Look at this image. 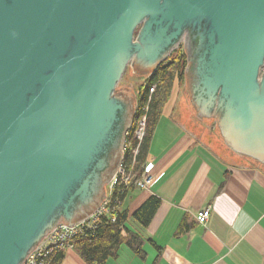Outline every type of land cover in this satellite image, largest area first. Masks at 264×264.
Here are the masks:
<instances>
[{
  "label": "water",
  "instance_id": "obj_1",
  "mask_svg": "<svg viewBox=\"0 0 264 264\" xmlns=\"http://www.w3.org/2000/svg\"><path fill=\"white\" fill-rule=\"evenodd\" d=\"M201 23L204 93L184 78L188 105L264 174V0H0V264H23L59 222L102 203L116 170L84 209L112 147L120 159L126 110L114 92L127 65L147 64L130 71L145 78Z\"/></svg>",
  "mask_w": 264,
  "mask_h": 264
},
{
  "label": "crops",
  "instance_id": "obj_2",
  "mask_svg": "<svg viewBox=\"0 0 264 264\" xmlns=\"http://www.w3.org/2000/svg\"><path fill=\"white\" fill-rule=\"evenodd\" d=\"M174 85L141 167L156 180L146 190L131 186L117 206L126 211L122 236H137L142 253L123 243L105 264H264V174L197 121L179 92L184 84L176 95ZM137 97L118 98L126 110L120 159L136 125ZM107 194L109 185L103 200ZM150 197L159 205L143 226L134 214ZM205 209L209 218L200 224L196 214ZM60 264L87 263L73 248Z\"/></svg>",
  "mask_w": 264,
  "mask_h": 264
},
{
  "label": "trees",
  "instance_id": "obj_3",
  "mask_svg": "<svg viewBox=\"0 0 264 264\" xmlns=\"http://www.w3.org/2000/svg\"><path fill=\"white\" fill-rule=\"evenodd\" d=\"M185 55L178 50L172 53L167 59L145 79L139 86L137 109L135 120L145 115V133L141 141H137L133 136V129L126 136V141H131L130 146L124 149L123 160L128 169H132L136 177L141 173V167L145 163L150 141L153 136L157 122L161 116L164 105L168 101L175 81H182L185 77ZM155 86L153 93L150 89ZM146 108V110H145ZM137 149L136 154L133 153ZM129 188L118 186L114 189L109 205L118 206L127 194ZM159 205V199L150 197L135 212L134 217L143 225L149 224L154 212ZM58 212V211H57ZM56 212V214H57ZM126 211L117 210L116 221L111 222L106 216H99L93 229H84L83 233L77 234L71 240L74 250L87 264H105L106 261L116 254L118 247L125 243L136 254H141V241L133 234L127 232L126 237L122 236L125 230ZM63 252L53 255L50 264H60Z\"/></svg>",
  "mask_w": 264,
  "mask_h": 264
},
{
  "label": "built area",
  "instance_id": "obj_4",
  "mask_svg": "<svg viewBox=\"0 0 264 264\" xmlns=\"http://www.w3.org/2000/svg\"><path fill=\"white\" fill-rule=\"evenodd\" d=\"M155 86H153L149 93H153ZM146 110V108H145ZM136 129L134 131V138L141 141L146 126L145 115L137 119ZM131 141H123V151L130 146ZM137 149L133 153L136 154ZM124 155V152H123ZM123 155L119 161V165L109 183V194L105 200L86 218L75 223L71 227L58 223L55 228L46 234L44 238L37 244L36 248L31 251L25 258L23 264H50L53 255L57 252H63L73 249L71 240L77 234L83 233L84 229H93L99 216H106L111 222L116 221L117 206L109 205L110 197L114 189L118 186L130 188L133 186L139 190H146L156 180V176L150 171L143 169L142 173L136 177L132 169H128L123 160ZM119 204V202H117ZM197 221L200 224H205L209 218V209H205L196 214Z\"/></svg>",
  "mask_w": 264,
  "mask_h": 264
},
{
  "label": "flooded vegetation",
  "instance_id": "obj_5",
  "mask_svg": "<svg viewBox=\"0 0 264 264\" xmlns=\"http://www.w3.org/2000/svg\"><path fill=\"white\" fill-rule=\"evenodd\" d=\"M144 22L142 21L134 30L133 33V43L136 42V38L139 35L140 32L143 31V26ZM142 30V31H141ZM204 33H205V26L201 23V27L198 32H193V31H184L183 35L181 36V39L178 43H176L172 47V51L169 53L168 57L180 50L183 52L185 55V68H184V75H185V80L187 82V87H188V93H192L193 90H195V94L201 95L204 93L202 86H200L201 80L204 79V72L207 69L205 67V42H204ZM198 35V39H194V36ZM130 63L133 65V67L139 72V73H144L147 70H149V66L145 64L144 62L141 61H135L134 59L130 60L129 64L127 67L130 65ZM126 67V69H127ZM159 67V66H158ZM157 67V68H158ZM125 69V72H126ZM125 72L123 73L122 77L124 76ZM153 74V73H152ZM121 77V78H122ZM203 78V79H202ZM117 87L114 92V96L120 99L122 98H127L130 92L128 91H118L116 92ZM138 94V91H137ZM217 99H219V93H217ZM138 99V97H137ZM217 112L218 115H221V108L218 107V102H217ZM137 106L135 107L136 112ZM226 140V139H225ZM119 146V145H118ZM101 158V154L97 156V161ZM251 159V158H250ZM108 162L109 166L106 171L102 172L99 176V180L95 181L93 184L94 187V192L89 199V201H86V204H84V209L91 208L96 202L100 199L102 195V190L101 186L104 182L107 181L110 176L114 173V171L117 168L118 162H119V154H118V147H112L109 151V156H108ZM98 164V163H97ZM100 184V185H99Z\"/></svg>",
  "mask_w": 264,
  "mask_h": 264
},
{
  "label": "rangeland",
  "instance_id": "obj_6",
  "mask_svg": "<svg viewBox=\"0 0 264 264\" xmlns=\"http://www.w3.org/2000/svg\"><path fill=\"white\" fill-rule=\"evenodd\" d=\"M167 59V58H166ZM130 71H131V68L130 66L126 69V72L120 82V84L118 85V88L116 90V92L118 91H121V90H124V91H129L130 93H136L138 90H139V86L143 83V81L147 78H143L141 80H134L132 78V76L130 75ZM185 83V80L183 79L182 81L178 82L177 81V84L174 85V90H173V95H176V91L178 90V87L179 84H184ZM183 88V87H182ZM179 92L184 95V92L182 89L179 90ZM184 97V96H183ZM137 123V121H136ZM137 125V124H136ZM136 125H135V128H134V131L136 129ZM219 140H221L220 138H218ZM135 174V173H134Z\"/></svg>",
  "mask_w": 264,
  "mask_h": 264
}]
</instances>
